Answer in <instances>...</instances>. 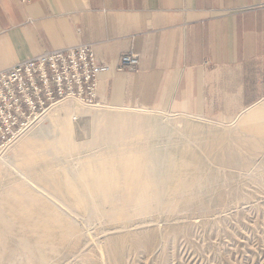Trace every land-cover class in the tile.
<instances>
[{
	"label": "rangeland",
	"instance_id": "obj_1",
	"mask_svg": "<svg viewBox=\"0 0 264 264\" xmlns=\"http://www.w3.org/2000/svg\"><path fill=\"white\" fill-rule=\"evenodd\" d=\"M98 98L97 105L57 102L0 148V264H264V99L236 116L209 118L116 107L99 91ZM105 129L104 141L97 136ZM148 147L155 158H184L189 177L176 193L180 201L147 212L123 205L114 217L103 212L106 203L95 212L84 167ZM44 224L51 248L33 252L27 244Z\"/></svg>",
	"mask_w": 264,
	"mask_h": 264
},
{
	"label": "crops",
	"instance_id": "obj_2",
	"mask_svg": "<svg viewBox=\"0 0 264 264\" xmlns=\"http://www.w3.org/2000/svg\"><path fill=\"white\" fill-rule=\"evenodd\" d=\"M90 43L112 105L236 116L264 99V0H0V69ZM136 70H116L121 54Z\"/></svg>",
	"mask_w": 264,
	"mask_h": 264
},
{
	"label": "built area",
	"instance_id": "obj_3",
	"mask_svg": "<svg viewBox=\"0 0 264 264\" xmlns=\"http://www.w3.org/2000/svg\"><path fill=\"white\" fill-rule=\"evenodd\" d=\"M139 55L123 52L116 70H135ZM111 68L90 43L46 49L0 69V148L63 99L97 105L98 74Z\"/></svg>",
	"mask_w": 264,
	"mask_h": 264
},
{
	"label": "bare ground",
	"instance_id": "obj_4",
	"mask_svg": "<svg viewBox=\"0 0 264 264\" xmlns=\"http://www.w3.org/2000/svg\"><path fill=\"white\" fill-rule=\"evenodd\" d=\"M260 110L252 111L250 117H254ZM113 119L114 121H117L115 118ZM120 120L121 122L125 121L121 118ZM121 122L122 130L126 131L132 128L130 124ZM112 127L110 129H112ZM139 127L141 128L143 126L141 125ZM110 129L100 131L97 138L105 141L107 136H110ZM260 131L264 132L263 125H261ZM146 144L139 146L142 147ZM120 151L121 150L109 153L113 158H94L91 160L92 164L88 165L86 168L84 167V192L86 194L89 193L91 200L88 204L92 206V209L95 212L99 211V213L102 214L100 209L101 205L107 204L110 208L104 209L105 211H103L106 213L105 215H107V217L120 216V212L126 210L122 208L123 205L135 204L137 206V208H135L136 211L147 212L151 211V209L157 210L162 208L168 200L173 198L178 199L176 193L179 192L178 189H180L181 186L188 182L189 177V173L187 174L185 171L182 172L183 166L186 163L184 158H175L173 153L171 155V153L167 154L164 152L162 155L165 158L163 156V158H155L156 156L151 147H148L146 150L143 148L138 152H132L129 154L128 152L117 154L124 157L126 155V158H116L113 156ZM157 154L158 153L156 152V155ZM77 184L78 183H72L69 186V189H72L71 191H73L74 186L78 187ZM74 192L78 191L74 190ZM84 192L80 191L78 194L83 197L85 195ZM183 192L187 191L185 190ZM185 196V193L183 194L181 192L179 194V198L183 200ZM26 201L27 203H30L33 199L29 198ZM138 205L140 206L138 207ZM25 217L24 214L21 219H25ZM123 217L124 221L126 219V214ZM35 219L44 220L45 216H36ZM38 226H40V224H38ZM36 228L32 227V229ZM43 229L44 234H40V236L33 241L34 244H27L28 248L30 247L33 252H39V246L42 248H51V243L49 242L51 236V233L49 232L50 230L46 225L43 226ZM45 238L48 240H45Z\"/></svg>",
	"mask_w": 264,
	"mask_h": 264
}]
</instances>
